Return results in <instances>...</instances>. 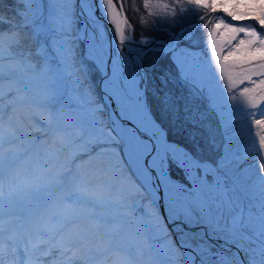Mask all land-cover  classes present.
Instances as JSON below:
<instances>
[{
    "label": "snow or ice",
    "instance_id": "1",
    "mask_svg": "<svg viewBox=\"0 0 264 264\" xmlns=\"http://www.w3.org/2000/svg\"><path fill=\"white\" fill-rule=\"evenodd\" d=\"M19 4L26 7L18 10ZM143 8L148 16L171 18L174 30L160 41L136 39L121 0H18L11 21L0 8V25L10 24L7 39L0 34V61L6 47L38 40L29 56L39 62L26 67L41 76L51 73L57 81L76 77L81 90L79 77L86 75L81 68L91 63L103 100L95 98L91 85L80 91L81 102L89 106L87 133H80L68 175L75 159L94 153L105 159V173L120 177L128 200L134 191L148 201V230L164 242L170 264H264V190L258 238L249 231L251 218L240 210L249 185L259 188L264 177L243 167L251 153L239 144L237 131L243 120L250 136L256 129L264 149V0H143ZM197 13L199 23L182 24L186 14ZM140 21L147 23L143 16ZM50 49L60 61L55 67L48 63ZM164 60L174 72L159 71ZM14 94L11 85L5 92L0 65V122L4 100ZM174 130L183 134L182 142L171 138ZM25 139L35 142L31 134ZM206 149L215 160L205 158ZM75 169L95 170L91 159ZM80 214L50 209L36 221L38 234L43 237L47 230L55 242L63 222ZM4 245L0 224V264H5Z\"/></svg>",
    "mask_w": 264,
    "mask_h": 264
},
{
    "label": "clouds",
    "instance_id": "2",
    "mask_svg": "<svg viewBox=\"0 0 264 264\" xmlns=\"http://www.w3.org/2000/svg\"><path fill=\"white\" fill-rule=\"evenodd\" d=\"M0 65L5 92L11 85L15 93L11 100L5 98V109L10 110L0 122L3 202L42 188L51 193L49 210L60 215L78 207L124 201L122 185L105 172L74 169L68 175L66 165L80 142V132L45 109L39 80L8 54L7 47ZM34 118L44 125V138L39 142L25 139L26 134L32 136L39 130ZM60 173L67 174V179ZM9 223L6 219L3 228L5 264H39L41 260L47 264H147L143 241L136 238L135 222L126 213L108 225L68 218L55 242L47 230L43 237L38 234L36 222L22 231L10 230ZM10 242L16 248L10 249Z\"/></svg>",
    "mask_w": 264,
    "mask_h": 264
},
{
    "label": "rangeland",
    "instance_id": "3",
    "mask_svg": "<svg viewBox=\"0 0 264 264\" xmlns=\"http://www.w3.org/2000/svg\"><path fill=\"white\" fill-rule=\"evenodd\" d=\"M18 0H4L3 5H0L2 8V14L6 15L9 21L12 20V7L17 4ZM121 2L125 6V14L129 20V23L133 25L134 28V37L139 39L140 37H151V38H166L167 35L172 32L174 29L172 28V21L171 18H158L154 16H148L147 11L143 8V0H121ZM26 5L19 4L18 10L23 9ZM135 8V10H133ZM199 13L196 15L191 16L190 18L185 16V19L182 21V24H187L190 22H194ZM144 17L147 21L145 24H141L140 18ZM14 27V22L11 25ZM179 26V25H178ZM9 28L10 24L8 22L0 25V34H2L5 39H7L9 35ZM198 36H203L204 33L198 32ZM39 46V41L34 40L32 38H28L26 45L22 44L20 46L12 45L11 48H7V52L9 55L14 56L17 58L18 62L21 63L22 66L26 68L29 74L35 76L41 85L40 90H47V93L42 94L41 103L45 107V109L50 113L55 115L56 113H66L70 115L71 120L73 123L68 124L70 126H74L80 133L83 131L85 134L87 133V128L85 125V121L88 115V105L82 103L80 100V91L88 90L89 86L91 85L94 87L95 90V98L98 101H102L101 95V88H100V77L95 73L93 70V66L88 61H85L86 68H81V71L86 73V75H81L79 77V81L84 84V89H79V84L77 83L76 77H65L63 81H57L54 79L53 74L49 73L47 75L41 76L37 73L32 72L30 69L26 67L27 63H38L39 59L35 56L30 58L29 56V49L35 50ZM205 45L201 43L199 47H204ZM85 55V48L84 45L81 44L79 46V57L83 58ZM196 55H199V52L196 51ZM48 63L55 67L60 61L55 57L54 52L50 49L48 52ZM210 58V53H209ZM4 59V57H3ZM42 59V58H41ZM200 59L203 60V56H200ZM78 67L79 60L77 61ZM175 71L173 65L168 61L164 60L159 68V71ZM5 82V77L3 76V83ZM222 83V82H221ZM226 94V93H225ZM231 103V101H229ZM6 110V109H5ZM251 118H248V124H250ZM34 123L37 125L39 129L32 134V138L35 142L40 141V132H43L44 125L42 121L39 119L34 118ZM240 128L237 129L238 131V142L242 146V148L246 147L251 155H249L244 163L243 167L245 169L251 170L253 176L259 174L261 177H264V173H259V169L262 165H264V149H260L259 147V138L255 137L256 129H251V136L249 135L247 124L243 120L239 121ZM182 133L178 131H173L171 134V138L181 141L182 142ZM44 136V133L41 134ZM252 137H255L256 143L253 147L252 145ZM204 156L206 159L215 160L216 155L205 150ZM90 159L95 160L93 162V168L97 171L107 172L109 166L105 159H101L100 157L93 154V157ZM88 159L80 160L75 159V163L72 165L74 168L75 165L79 164H87ZM65 179H67V174H65ZM120 184L121 180L120 177L117 175L115 177ZM179 179V178H177ZM129 189H131V185H128ZM261 190H264V184L260 185L259 188H256L249 185V193L248 198L243 201L242 211L247 218H251V226L249 231H252L253 234L258 238L259 231H260V216L262 215L261 211V199L262 194ZM43 192H47V195L44 197V200H48L49 191L43 189ZM132 196V200L126 199L121 203H114V202H105L99 205H91L89 207H78L77 210H81V215L85 216H93L98 217L100 216V212L106 211V214H118L122 215L125 212L134 210L138 208L137 218L138 220H143L145 223V228L148 229V219L146 218V205L148 203L147 200L143 199V193L141 192L140 195H137L134 191H130ZM34 199V198H33ZM21 200V199H20ZM37 200V199H36ZM22 202H28L26 200H21ZM251 201V202H250ZM19 200H10L7 203L3 202L2 212L0 214H8L11 211H14L20 205ZM19 204V205H18ZM121 206V207H120ZM87 209V211H83ZM103 209V210H102ZM4 213V214H3ZM78 216V217H79ZM105 216V215H104ZM137 220V221H138ZM147 235L142 239L143 241V250L145 253V257L147 261H151L154 264H170L172 259L168 249L164 246V242L159 240L155 235L152 234L149 230H147Z\"/></svg>",
    "mask_w": 264,
    "mask_h": 264
},
{
    "label": "bare ground",
    "instance_id": "4",
    "mask_svg": "<svg viewBox=\"0 0 264 264\" xmlns=\"http://www.w3.org/2000/svg\"><path fill=\"white\" fill-rule=\"evenodd\" d=\"M110 28H111V25H109ZM154 46V45H153ZM47 93V90H41V95ZM10 109H6L4 111V114L5 112L9 111ZM58 120H61V121H64L65 123H68V124H71L73 123L72 120H71V117L70 115L66 114V113H63V112H60V113H56L54 115ZM36 133V132H35ZM40 140H42L44 138V136H41V134L43 132H40ZM37 135V133H36ZM38 136V135H37ZM87 159H90V158H87ZM86 160V159H85ZM92 162H94L95 160L91 159ZM87 163V161H85ZM80 165V164H79ZM76 167V165H75ZM75 167L73 168V170L75 169ZM180 176L181 174L180 173H176V178H179L180 179ZM42 191V192H41ZM39 192H41L42 194L40 195V197L42 196H46L47 195V192H43V190L39 189ZM39 195V194H38ZM44 196V197H45ZM48 197L49 199L45 201V204L42 208V210H37L36 209V204L34 202H32V200H29L28 204L29 207H24L22 204V206H20L23 210L24 213H22V215L20 216H15V217H11V218H3L1 219L0 218V224H3L5 222V220H9L10 223L8 225H10L11 223L13 222H16L17 225L14 229H16L17 231H22L24 230L25 228H27L30 224L36 222L39 218H41L45 213H47L49 211V205L51 204V193L48 194ZM18 203V202H17ZM34 203V205H32ZM26 205V204H24ZM32 205V206H31ZM24 207V208H23ZM121 207V206H120ZM138 210V209H137ZM136 209L134 210H130V211H127L125 212L128 217L131 218V220H133L135 223L136 222H139V221H142L140 223H144V221L141 219V220H138L137 218V211ZM241 210V209H240ZM122 215H118V214H105V217H89V216H85V215H81L79 216V218L87 221L89 219L91 220H95L97 223H100V224H103V225H108L112 222H114L115 220L121 218ZM138 220V221H137ZM28 222V223H27ZM15 224V223H14ZM12 224V225H14ZM136 226V224H135ZM9 227V226H8ZM148 231L146 229H143V231H141L140 233L136 234V238L138 240H142L146 235H147ZM255 243V242H254ZM22 254V253H21ZM23 255V254H22ZM147 261V260H146ZM147 264H154L152 263L151 261H147Z\"/></svg>",
    "mask_w": 264,
    "mask_h": 264
},
{
    "label": "water",
    "instance_id": "5",
    "mask_svg": "<svg viewBox=\"0 0 264 264\" xmlns=\"http://www.w3.org/2000/svg\"><path fill=\"white\" fill-rule=\"evenodd\" d=\"M220 14V13H219ZM227 19V18H226ZM193 23H199V21L197 20V21H195V22H193ZM107 27H109L110 28V26L109 25H107ZM162 39H164V38H160V39H153V40H157V41H160V40H162ZM101 92V95H102V98H103V92L102 91H100Z\"/></svg>",
    "mask_w": 264,
    "mask_h": 264
},
{
    "label": "trees",
    "instance_id": "6",
    "mask_svg": "<svg viewBox=\"0 0 264 264\" xmlns=\"http://www.w3.org/2000/svg\"><path fill=\"white\" fill-rule=\"evenodd\" d=\"M179 140V139H178Z\"/></svg>",
    "mask_w": 264,
    "mask_h": 264
}]
</instances>
